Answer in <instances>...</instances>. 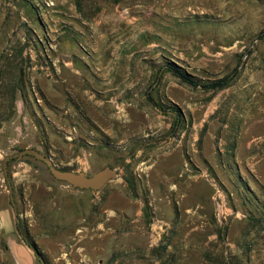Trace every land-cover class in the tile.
<instances>
[{
	"label": "rangeland",
	"instance_id": "1",
	"mask_svg": "<svg viewBox=\"0 0 264 264\" xmlns=\"http://www.w3.org/2000/svg\"><path fill=\"white\" fill-rule=\"evenodd\" d=\"M263 31L264 0H0V264H264Z\"/></svg>",
	"mask_w": 264,
	"mask_h": 264
},
{
	"label": "water",
	"instance_id": "2",
	"mask_svg": "<svg viewBox=\"0 0 264 264\" xmlns=\"http://www.w3.org/2000/svg\"><path fill=\"white\" fill-rule=\"evenodd\" d=\"M24 156H29L34 158L35 160L44 164L46 169L48 170L50 176L58 182L64 183L69 187L70 192L75 191H99L102 189L107 183L114 181L117 177V173L115 169L110 168L108 166L98 170L91 176H87L85 174L76 173L74 171H63L58 169L51 161L49 157L41 154L40 152L34 149H23L20 152L6 157L4 164L8 160H19Z\"/></svg>",
	"mask_w": 264,
	"mask_h": 264
},
{
	"label": "trees",
	"instance_id": "3",
	"mask_svg": "<svg viewBox=\"0 0 264 264\" xmlns=\"http://www.w3.org/2000/svg\"><path fill=\"white\" fill-rule=\"evenodd\" d=\"M262 34L264 35V31ZM165 69H166V72H168L172 76L178 78L181 82H183V83H185L191 87H194V88L202 87L206 91L221 90V89L226 88L229 84L227 78H222V79L212 81V82L201 83L199 80H196V79L192 78L191 76H189L188 74H186L181 68H179L177 66H173V65H167L165 67ZM60 170L67 171L66 169H60ZM26 246L29 249H31L34 252V254L37 256L36 250L32 246H30L27 243H26Z\"/></svg>",
	"mask_w": 264,
	"mask_h": 264
},
{
	"label": "crops",
	"instance_id": "4",
	"mask_svg": "<svg viewBox=\"0 0 264 264\" xmlns=\"http://www.w3.org/2000/svg\"><path fill=\"white\" fill-rule=\"evenodd\" d=\"M21 128L22 127H21V124L19 122L18 116H15L12 119L10 118V119L6 120V118H4V120H0V137H1L0 142L4 143V140H5L7 135H13V136L20 135L21 134ZM14 138L15 137H13V140H15ZM10 140L11 139H8L7 142ZM3 143L1 145H3ZM11 148H13V147H11ZM3 213H5V215L8 217V212L6 209L3 210ZM11 244L12 245L14 244V247L16 246L18 250L20 249L21 251L26 252V253L29 252V250L27 249V247L23 243H17L14 240Z\"/></svg>",
	"mask_w": 264,
	"mask_h": 264
},
{
	"label": "built area",
	"instance_id": "5",
	"mask_svg": "<svg viewBox=\"0 0 264 264\" xmlns=\"http://www.w3.org/2000/svg\"><path fill=\"white\" fill-rule=\"evenodd\" d=\"M220 205H222V204H220Z\"/></svg>",
	"mask_w": 264,
	"mask_h": 264
}]
</instances>
